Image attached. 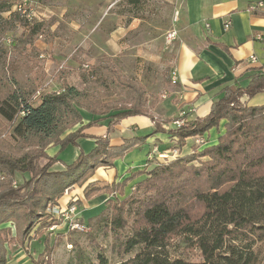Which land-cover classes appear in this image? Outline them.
Wrapping results in <instances>:
<instances>
[{
	"label": "trees",
	"instance_id": "16d2710c",
	"mask_svg": "<svg viewBox=\"0 0 264 264\" xmlns=\"http://www.w3.org/2000/svg\"><path fill=\"white\" fill-rule=\"evenodd\" d=\"M4 11H9L7 17L1 16ZM41 25L29 21L21 9L11 10L10 0H0V34L19 26L21 35L29 38L40 33ZM17 39L11 40L13 47ZM14 64L7 60L0 41V225L12 222L17 230V235L11 236L10 225L0 226V264H6L4 242L17 236L19 244L25 246L27 239L39 236L55 223L46 209L49 204L59 205L66 190L82 187L83 198H89L96 191L122 189L128 180L143 174L138 170L120 182L102 186L98 179H92L97 168L113 167L116 158L143 144L150 135L110 143L108 133L115 124L133 115L149 117L154 124L152 133L165 132L162 123L181 120L182 125L167 130L179 142L218 128L222 119L225 122L215 143L201 150L195 147L191 154L144 172L148 176L141 178L135 189L149 191V196L135 197L132 191L122 199L107 200L95 217L97 227L115 236L122 255L130 254L115 264H264V104L248 105L242 100L264 92L263 74H253L245 85L224 86L208 113L192 120L184 114L154 118L139 107L144 91L119 77V82L127 83L132 90V105L99 113L88 108L90 119L83 123L80 109L84 92L64 83L60 90L40 95L34 104L37 87L27 82L31 78L22 79L21 70ZM90 69L103 85L118 81L114 79L118 73L108 62ZM103 117L107 120L105 133L88 134L86 129L98 125ZM78 123L79 127L66 132ZM86 137L94 139L93 147L80 150L69 163L58 154H46L45 148L51 143L59 145L61 152ZM199 156L208 159L194 165L192 161ZM41 158L50 162L41 164ZM53 161H61L64 168L50 169ZM18 176L22 184L14 188L10 182L15 180L18 185L14 179ZM80 203V199L69 201V205ZM178 237L188 249L186 254L169 250L171 241ZM45 251L50 253V248ZM189 252H195L198 258L193 259ZM85 264L109 263L99 253L97 262Z\"/></svg>",
	"mask_w": 264,
	"mask_h": 264
},
{
	"label": "rangeland",
	"instance_id": "374dc122",
	"mask_svg": "<svg viewBox=\"0 0 264 264\" xmlns=\"http://www.w3.org/2000/svg\"><path fill=\"white\" fill-rule=\"evenodd\" d=\"M10 4L11 10L21 9L22 14L29 21L42 23L40 33L29 38L21 35L23 29L19 26L0 34L2 48L7 52V60L15 63L14 67L21 70L22 79L31 78L27 82H32L37 87L34 104L39 102V97L43 93L58 91L64 83L73 85L86 94L81 102L83 108L80 109L84 114L83 123H86L90 119L86 111L88 108L99 113L110 107L132 105V90L130 91L127 87V83L119 82L120 77L123 82H130L144 91L145 100L143 99L139 104L141 110L148 112L154 118H165L161 113H168V109H163L160 102L164 94L165 96L171 94L168 85L172 83L169 81V75L174 57L172 46H168L165 41L166 30L170 27L168 2L165 0H10ZM8 15L9 11L1 14L3 17ZM14 38H18L14 42L15 47L10 44ZM103 62H108L118 73L117 76L114 75V79L118 80L115 81L116 83L107 82L103 85L91 75L90 66ZM243 98L242 100L245 101ZM174 102H177V99ZM182 111L184 110L179 109L176 115L181 114ZM103 118L106 123V118ZM147 118L153 123L149 117ZM177 121H180L179 124ZM169 123H162V126L165 128V125H170L171 128H177L182 125L181 120ZM79 126L80 123L66 132ZM171 128H165V132L168 133L167 130ZM208 133L209 131L201 135L190 136L194 139L187 147L189 148L187 152H184L186 138L179 142L168 133L171 145L163 150H157V147H154L151 151V160H149L152 165L148 164L147 160L143 168L131 171L128 176L138 170H142L143 174L135 175L134 178L139 179H136L134 183H131L134 178L128 180L122 189L96 191L89 198H83L82 187L75 186L77 193H72L75 187L66 190L61 197L62 201L66 200L64 205L49 204L46 209L49 219H54V224L42 230L39 236L27 239L25 246L19 244L17 236L13 240L4 242L6 264H85L89 261L97 262L99 253L107 257L109 264H115L127 258L130 254L122 255L119 252L115 236L110 231L98 229L95 217L106 207L107 200L122 199L132 191L135 197L149 196V191L135 189V184L141 178L148 176L144 172H149L159 163L167 164L170 159L191 154L193 148L196 150L195 147L201 150L209 145L207 144ZM221 133L219 132V135ZM54 147H58V150L53 153L52 148ZM71 147L59 152L60 146L51 143L45 151L47 156L58 154L61 157L60 154L63 152L62 155L66 156ZM144 150L145 148L142 151ZM207 159L208 156H199L192 163L200 165L201 161ZM39 162L44 164L50 161L47 158H41ZM59 163L63 165L61 161H53L50 169L56 170L54 168ZM17 178L14 179L18 181V185L15 180L10 182L14 188L22 184L21 176ZM92 179L96 178L92 177ZM98 184L102 186L107 182L99 181ZM101 193L107 194L103 197L104 208L102 205H95L84 208V212L79 210L82 201L96 199ZM72 199L81 200L80 204H74L76 217L67 216L66 213L64 217L55 216L52 214L53 211H50L53 206H58V208L67 206L68 208L73 205H69ZM85 203L82 206H85ZM113 205H110V209ZM72 220L81 226L73 228ZM9 225L10 235H17L16 227L12 222L0 226ZM45 248H50V253H47ZM169 250L172 254L181 255L188 252L179 237L171 241ZM189 254L193 259L198 258L195 252H189Z\"/></svg>",
	"mask_w": 264,
	"mask_h": 264
},
{
	"label": "crops",
	"instance_id": "0c3cea01",
	"mask_svg": "<svg viewBox=\"0 0 264 264\" xmlns=\"http://www.w3.org/2000/svg\"><path fill=\"white\" fill-rule=\"evenodd\" d=\"M165 1L170 7V27L166 31L173 29L177 36L170 45L174 52L171 70L176 71L177 81L168 85L171 94H164L160 102L163 109H168V113H161L162 117H174L179 109L185 111L187 120L202 117L208 113L212 100L221 95L224 86L245 85L253 74L264 75V5L257 7V3H264V0ZM226 22L228 28L224 26ZM251 56L256 58L255 62L250 61ZM175 99L177 102H174ZM243 99L248 105H261L264 104V92ZM224 122V119L221 120L218 128L209 130L207 144L217 141L219 132L224 131ZM106 124L103 119L86 131L102 135L106 131ZM171 127L165 125V128ZM153 129V123L145 116L123 118L108 133L111 144H120L124 138L150 135L143 144L133 146L123 157L116 158L113 167H99L93 178L101 183L122 180L131 171L143 168L146 161L151 160L154 147L163 150L171 145L168 133H152ZM192 139L194 137L185 139L184 152L189 151L187 147L192 144ZM77 143V146L68 149L66 156L62 155L63 152L60 154L64 162L72 161L80 150L91 149L94 139L79 138ZM57 150L58 147L52 148L53 153ZM63 168L59 163L54 169ZM136 179L139 178H134L131 183ZM77 191L75 187L72 193ZM105 196L106 193H101L96 198L100 200L82 201L79 210L84 212V208L95 205L104 208ZM60 201L62 205L66 203V200ZM84 203L85 206H82Z\"/></svg>",
	"mask_w": 264,
	"mask_h": 264
},
{
	"label": "built area",
	"instance_id": "2783aa9c",
	"mask_svg": "<svg viewBox=\"0 0 264 264\" xmlns=\"http://www.w3.org/2000/svg\"><path fill=\"white\" fill-rule=\"evenodd\" d=\"M263 5H264L263 1H259L257 3V7H262ZM175 14H176V12H175ZM224 26H225V28H228V22H226ZM175 37H176V32L173 29H170V30H168L165 33V41H166L168 46H170L172 44V42L175 39ZM250 61L251 62H255L256 58L254 56H251ZM169 77H170V81L172 83H176V81H177V73H176V71L174 69L171 70ZM181 114H184V111H182ZM179 122L180 121H177V124H179ZM66 207L65 208H58V206H53L51 208L52 210H50V211H53L52 214L53 215L55 214V216L64 217V214L66 213L67 216L68 215H73V216L76 217V207H75V205L73 204V205L69 206L68 208H66ZM74 219H76V218H74ZM72 222H73V224H72L73 228H77L78 226H81V224H79L77 222H74L73 220H72Z\"/></svg>",
	"mask_w": 264,
	"mask_h": 264
}]
</instances>
